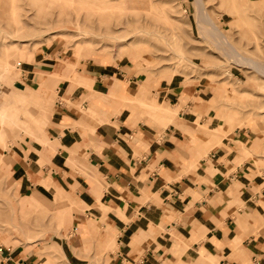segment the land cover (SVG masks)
<instances>
[{
	"label": "crops",
	"instance_id": "obj_1",
	"mask_svg": "<svg viewBox=\"0 0 264 264\" xmlns=\"http://www.w3.org/2000/svg\"><path fill=\"white\" fill-rule=\"evenodd\" d=\"M190 76L52 42L0 75V143L27 132L0 147L12 209L74 202L58 228L0 229V264H264V134Z\"/></svg>",
	"mask_w": 264,
	"mask_h": 264
},
{
	"label": "rangeland",
	"instance_id": "obj_2",
	"mask_svg": "<svg viewBox=\"0 0 264 264\" xmlns=\"http://www.w3.org/2000/svg\"><path fill=\"white\" fill-rule=\"evenodd\" d=\"M199 4L210 22L199 24ZM212 25L218 28L214 32ZM218 31L245 58L264 63V0H0V75H16L24 60L51 42L80 58L99 55L108 61L127 56L136 70L148 76L206 75L222 86L215 100L223 107L220 122L232 118L234 124L251 121L264 134V72L256 70L251 61L240 62L222 52ZM243 84H248L250 92L240 90ZM2 85L0 77V99ZM25 133L10 132L0 143L1 150ZM4 158L0 160V229L39 230L47 214L50 228L61 226L57 211L62 216L74 205L73 200L61 207L48 201L35 208L12 209L11 203L20 198L13 191ZM98 245L96 255L100 257ZM49 247L59 249L56 242Z\"/></svg>",
	"mask_w": 264,
	"mask_h": 264
},
{
	"label": "bare ground",
	"instance_id": "obj_3",
	"mask_svg": "<svg viewBox=\"0 0 264 264\" xmlns=\"http://www.w3.org/2000/svg\"><path fill=\"white\" fill-rule=\"evenodd\" d=\"M201 1V0H200ZM196 16H197V19L199 21V24L200 23H204V22H207L209 21L210 22V19H209V16L206 12V10L202 7L201 4L197 5V9H196ZM213 24V23H212ZM213 26V32H214V29H218L216 28V25H212ZM207 29V28H206ZM211 29V27H210ZM210 29L208 30L209 33H210ZM212 34V33H211ZM218 34V45L219 47L221 48L222 52L224 53H227L231 56V58H234L235 60L237 61H240V62H250L251 60H249L248 58H245V56H243L237 49L235 46H233L226 38V36L218 31L217 32ZM217 45V44H216ZM228 56V55H227ZM229 56V57H230ZM251 65L253 67L256 68V70L258 71H262L264 72V63L263 64H259L257 62H254V61H251L250 62Z\"/></svg>",
	"mask_w": 264,
	"mask_h": 264
}]
</instances>
